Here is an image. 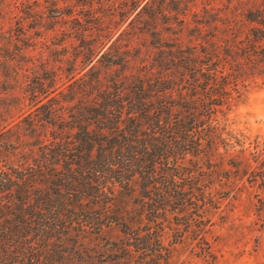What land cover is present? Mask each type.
<instances>
[{"label":"trees","instance_id":"trees-1","mask_svg":"<svg viewBox=\"0 0 264 264\" xmlns=\"http://www.w3.org/2000/svg\"><path fill=\"white\" fill-rule=\"evenodd\" d=\"M94 1L78 0L92 13ZM74 17L91 67L54 91L39 83L0 129V264H63L109 230L116 264H169L168 231H190L218 187L264 182V144L229 118L264 87V0L201 23L199 43L132 56L114 42L97 61L114 29Z\"/></svg>","mask_w":264,"mask_h":264},{"label":"rangeland","instance_id":"rangeland-1","mask_svg":"<svg viewBox=\"0 0 264 264\" xmlns=\"http://www.w3.org/2000/svg\"><path fill=\"white\" fill-rule=\"evenodd\" d=\"M256 3L257 0H95L92 13L78 0H0V129L30 109L33 100L29 93L38 89L39 83L54 91L66 87L79 71L82 70L78 77L91 67L86 66L82 43L74 34V15L83 21L97 15L114 29L97 61L114 42L132 56L138 54L142 44L148 47L153 43L157 48L164 39L170 45L199 43L201 23H212L229 9L242 10ZM146 4L155 15V20L148 22L156 27L154 36L141 30V22L148 21V17L144 15L147 20H143L139 12ZM77 58L84 62L76 64ZM98 69L108 71L102 65ZM229 118L232 129L248 136L250 142L263 145L264 87L250 89L232 108ZM213 197L207 209L195 216L197 221L190 231L183 226L178 234L168 231L165 243L171 250L169 264H264V182L259 186L247 181L226 184L218 187ZM199 221H205L207 232L201 235L208 246L197 232ZM116 236L115 230H109L87 241L79 255L63 264H116L118 254L111 242ZM204 249L209 253L205 254Z\"/></svg>","mask_w":264,"mask_h":264}]
</instances>
